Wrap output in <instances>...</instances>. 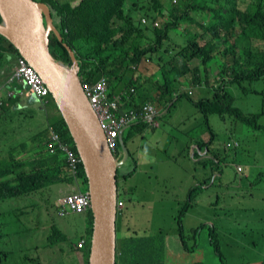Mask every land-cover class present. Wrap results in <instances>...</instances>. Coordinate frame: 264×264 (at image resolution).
Listing matches in <instances>:
<instances>
[{
	"label": "trees",
	"instance_id": "obj_1",
	"mask_svg": "<svg viewBox=\"0 0 264 264\" xmlns=\"http://www.w3.org/2000/svg\"><path fill=\"white\" fill-rule=\"evenodd\" d=\"M36 1L50 6L54 24L63 40L60 42L54 33L51 34V54L57 61L70 67V58L63 45L66 44L79 63L78 76L83 81L93 83L105 76L109 82L110 96L123 92L126 109L136 114L142 113L143 106L149 103L158 117L170 105L163 118L159 119L163 123L172 117L173 110L183 101L193 103V107L203 115L207 124L206 132H211V137L209 139L206 135L205 138L201 135L200 139L194 141L198 149L206 151V155L201 157L198 149H195L193 157L207 171L202 182L191 187L188 198L178 202L179 208L175 217L178 225L177 235L182 246L192 251L189 243L199 241L202 235L200 232L206 229V244L214 254V264H228V258L222 249V236L232 234L228 226V220L232 217L231 211H220L221 221L229 228V232H223L221 236L218 235L214 223H202L199 228L187 230L184 218L195 207L197 197L204 187L220 181L224 173L223 166L228 162L236 163L233 158L230 159L227 148L223 151L214 147V133L209 124V116L235 119L254 132L263 129L260 121L264 117V101L258 113H244L235 106V89L240 90L244 96L262 95V91L255 90L253 84L264 81V0H134L127 9V0ZM132 11L142 13L138 20L132 18ZM141 18H145L146 22L143 23ZM158 18H161L163 23L154 26L153 23ZM177 29L181 34L182 43L171 42L170 34ZM20 56L13 44L0 35V66L8 61L12 63L14 58ZM148 64H155L158 68L145 77L143 73L147 72L145 67H148ZM191 64L195 66L194 69L190 67ZM212 64L221 68V71L215 74V80L221 86L217 89L212 86V97L194 102L191 95L193 89L188 88L193 84L204 86L208 90L213 78L211 74L214 72V68L211 71L208 68ZM184 80L190 83L184 84ZM130 90H133V93ZM18 100L8 99L0 109V201L31 196L39 191L44 193L53 189L55 184L74 183L64 153L58 149L51 152L46 145L48 128L51 127L76 150L51 93L45 104L52 103L59 114L58 117L47 124L48 128L28 138L24 137L25 132L20 128L13 134H23V141L14 143L12 147L5 145L10 134L6 131L9 130L8 114L17 105ZM29 102L32 104L33 100ZM15 110L17 113H24L23 119H36L37 109ZM153 123H158V119ZM150 127L154 126L139 118L137 123L128 128L132 130V135L122 138L126 146L131 144V148L127 146V161H131L132 168L118 174V179L122 182L118 184L119 198L123 200L124 206L119 210L117 218L116 264H165V257L167 258L165 236L161 233L140 234L137 228L126 226L123 220L126 207L123 195H130L128 201L134 202L138 198L136 190L140 186L139 178L137 183L132 182L128 186L124 184L129 177L134 176L139 166V159L136 157L139 141L136 140L137 137L145 138ZM230 140L231 138L228 141ZM239 147L240 145L230 149L235 150V158ZM238 166L241 164L236 165L237 176L244 172V167L240 171ZM216 173L219 175H215ZM77 180L82 181L87 190L81 163ZM144 187L150 191L154 183L145 180ZM29 207L31 206L25 205L8 209V213L12 211L19 216L18 221H21V215L29 213ZM51 207L54 208L55 204L52 203ZM170 210L173 215V208ZM251 215L253 220L247 226V231L239 236L242 240L247 238L245 242L258 233L264 234V213H255L252 210ZM84 218L89 221V225L83 234L78 235V239L84 237L85 246L80 251L81 263L75 264L88 263L92 231L90 210ZM8 226L9 224H5L4 227V223H0V230ZM190 236L194 240L188 242ZM47 241L50 246H57L68 239L61 229L52 224ZM72 249L75 251L73 247ZM8 254L7 251H0V264L1 258H7ZM29 260L35 264H43L38 258L26 257V261ZM246 262L247 260H243L241 264H248Z\"/></svg>",
	"mask_w": 264,
	"mask_h": 264
},
{
	"label": "rangeland",
	"instance_id": "obj_2",
	"mask_svg": "<svg viewBox=\"0 0 264 264\" xmlns=\"http://www.w3.org/2000/svg\"><path fill=\"white\" fill-rule=\"evenodd\" d=\"M58 1L65 2V0ZM133 1L127 0L126 9L131 7ZM140 14H142L140 11L131 12L135 21L138 20ZM156 21L159 26L163 23L161 18ZM170 38L171 42L174 43H182L183 41L178 29L171 32ZM219 63L222 64L221 61ZM13 64H16L15 60ZM190 67L195 68L193 64ZM145 68L147 72L143 74L148 77L152 71H157L158 67L155 64H148V67ZM213 68L214 72L211 74L213 78L210 80L211 87L208 90L204 86H194L193 84L189 86L188 89H193L192 98L194 102L212 97V86L215 89L221 86L215 80V74L217 71H221V68L217 64H212L208 70L211 71ZM13 70H9V73H12ZM185 83H190V81L184 80ZM255 83L253 87L257 91H262L261 96H244L240 90L235 89V106L244 113H258L261 110L264 101V81ZM18 87L26 94L28 107L39 110L35 113V121H29V119H23L24 113H17L12 108L7 118L9 130H6L10 134L5 141V145L11 147L14 143L23 141V134L14 135L13 132L21 128L25 132L24 137L28 138L48 128L47 124L54 121L59 115L52 103L42 106L33 101L30 104L32 95L23 86ZM182 117L187 121H183ZM162 118L163 116L157 118L158 127H150L145 138L137 137L136 141L141 143L136 153L139 166L134 176L129 177L124 184L128 186L132 182L137 183L139 178L140 186L136 190V197L138 198L134 202H129L130 195H123L126 200L123 220L126 226L137 228L140 234L161 233L166 237L167 258L165 257V264H196L200 262L214 264V254L210 246L206 244L207 230L204 229L200 232L202 235L196 243L190 242V240H194L190 236L188 239L189 247L193 250L188 251L182 246L180 237L177 235L178 225L175 221L179 208L178 202L187 199L191 187L197 185L196 182L191 184V176L195 174L197 181L202 182L207 171L204 166L195 162L192 156L189 157V146L192 144V140L198 136L203 135L202 137H204L206 135L210 139L211 132L207 134V124L203 115L193 107L190 101H183L176 106L172 117L167 119L166 123L159 121ZM209 124L214 133V147L223 151L227 148V153L231 156L230 159L233 158L236 163H226L222 168L224 173L220 181L204 187L205 189L197 197L196 206L184 218V225L187 230L191 231L199 228L202 223H214L220 236L223 232H229L230 228L232 234L222 236V239L224 238L222 249L228 258V264H241L243 260H247L246 263L248 264H264V234L258 233L250 237L247 242L244 241L247 238L242 240L239 237L247 231V226L253 220L252 210L255 213H264V117L260 121L263 129L259 132L249 130L243 124L236 122L235 119L218 115L209 116ZM131 134L132 130L127 129L124 131L123 137ZM230 138H235L240 142L236 158L234 157L235 150H230L234 148L226 145ZM127 146L131 148L130 143ZM237 164L244 167L243 174H238V176L235 173ZM131 168V161L128 160L119 168V172L122 174L123 171ZM215 175L219 174L216 173ZM145 180H151L154 183L152 190L148 191L144 187ZM72 185L55 184L53 189L51 188L49 191L44 193L39 191L41 194L13 197L6 201H0V213H6L12 219L11 221H2L9 226L0 230V234L6 235L1 240L0 250L7 251L9 254L6 259L1 258V264H29L26 257L38 258L43 264L81 263L82 257L80 251L75 249V244L79 240L80 236L78 235H81L89 225V221L84 218L86 214H68L60 217L56 205L58 198L62 197L66 191H70ZM77 185L81 191H86L82 181L77 180ZM212 202L216 203L212 204ZM52 203L55 204L54 208L51 207ZM25 205L31 206L27 209L29 213L25 219L18 221L15 215L8 214V209L12 210ZM170 208L174 210L173 215ZM222 209H228L232 213V217L228 220L229 228L221 221L220 211ZM89 210L90 208L87 209L86 213ZM52 224L62 230L68 239L67 242L57 246L48 244L47 237ZM14 225L21 226V231L17 234L12 233V226ZM38 225H41V228L35 230Z\"/></svg>",
	"mask_w": 264,
	"mask_h": 264
},
{
	"label": "water",
	"instance_id": "obj_3",
	"mask_svg": "<svg viewBox=\"0 0 264 264\" xmlns=\"http://www.w3.org/2000/svg\"><path fill=\"white\" fill-rule=\"evenodd\" d=\"M0 35L19 51L21 57L44 80L64 119L81 159L90 196L92 231L87 264H116L118 218V170L127 161L117 159L108 146L98 119L81 89L79 63L66 47L71 66L57 61L50 52V36L63 42L47 3L36 0H0ZM32 100L41 104L34 96Z\"/></svg>",
	"mask_w": 264,
	"mask_h": 264
},
{
	"label": "built area",
	"instance_id": "obj_4",
	"mask_svg": "<svg viewBox=\"0 0 264 264\" xmlns=\"http://www.w3.org/2000/svg\"><path fill=\"white\" fill-rule=\"evenodd\" d=\"M79 81L88 104L98 119L100 129L106 136L108 146L117 159L122 157V153L119 148L121 146V138L124 131L137 123L139 118L144 117L152 124V126L157 127V124L153 123L154 119L157 117V113L151 104L146 103L142 108L143 112L140 114H136L132 111H126V107L124 105L125 94L122 92L111 97L109 82L105 76L100 77L99 80L93 83L83 81L80 77ZM10 82L13 83V85H21L26 88L32 96L40 101L41 105L47 103L50 90L41 76L25 58L21 56L17 58ZM130 92L133 93V90H130ZM25 95L26 94L23 91L19 94V96L22 97ZM47 137V148L51 152L58 149L64 153L70 175L76 181L78 167L81 163V159L77 151L73 149L69 142L64 140L60 133H57L51 127L48 128ZM226 145L227 147H238L240 142H238L235 138H231L230 141L226 142ZM238 170L241 171L242 167L238 166ZM123 206L124 202L119 198L118 194V213ZM89 208V193L87 191L83 192L79 189H75L72 192L63 194V196L59 198L58 215L60 217H64L68 214L85 215L87 209ZM84 246L85 238L83 237L75 244V249L81 251Z\"/></svg>",
	"mask_w": 264,
	"mask_h": 264
},
{
	"label": "crops",
	"instance_id": "obj_5",
	"mask_svg": "<svg viewBox=\"0 0 264 264\" xmlns=\"http://www.w3.org/2000/svg\"><path fill=\"white\" fill-rule=\"evenodd\" d=\"M144 20H145V22H146V19L145 18H143ZM154 26H157L158 24H157V21H155L154 23ZM14 60H15V58H14ZM13 60V61H14ZM13 61H12V63H9V61L8 62H6V63H4V64H2V66H0V109H1V107L2 106H4V104H5V102L6 101H8V99H11V98H17V99H19L18 100V102H17V105L16 106H14L13 107V110L14 111H16L15 109H17V110H19V111H24V110H27V109H30V108H32V107H28L29 105L26 103V99L27 98H25V96L24 97H22V96H19V94H21V92H22V90H20V88L18 87L19 85H13V83H11L10 81H11V77H12V73H13V71H12V73H9V70H13V69H15V65L13 64ZM16 61H17V59L15 60V63H16ZM191 93H193V90H191ZM12 94V95H11ZM36 103V102H35ZM38 104V103H37ZM193 104V103H192ZM39 105V104H38ZM170 106V105H169ZM168 106V107H169ZM194 106V105H193ZM168 107L166 108V109H164L163 110V112H161L160 114H159V118L160 117H162V116H164V114L166 113V111H167V109H168ZM37 110H39V109H37ZM126 111H128L127 109H126ZM129 112V111H128ZM158 117H156V118H158ZM155 118V119H156ZM155 119H154V121H155ZM182 119H183V121H187V119H185L184 117H182ZM143 121L144 122H148L147 121V119H145L144 117H143ZM157 124V126H158V123H156ZM183 124L185 125V122H183ZM132 135V134H131ZM203 136V135H202ZM133 138H136V137H133ZM204 138H205V136H204ZM143 139V138H142ZM198 139H200V136H198L196 139H194V140H192V144L189 146V149L190 150H188V154H189V157H191L192 156V159L195 161V162H197V159H195L194 157H193V154H194V151H195V149H198V147H197V145L195 144V140H198ZM137 146H138V149L140 148V146H141V143L139 142V143H137ZM185 151H187V148H185ZM198 152H199V154L201 155V157H203V156H205L206 155V151L205 150H203V151H201L200 149H198ZM242 166V165H241ZM242 168H243V166H242ZM202 172H204L203 170H202ZM199 177H200V175H199ZM193 182H196V184L198 185V184H200L201 183V181H197V177H196V175L195 174H193L192 176H191V184L193 183ZM75 183V184H74ZM74 183H73V185H74V187H73V185L71 186V190L70 191H66V193H64V194H67V193H69V192H72L73 190H77V189H79V186L77 185V180L75 181L74 180ZM206 187V186H205ZM205 189V188H204ZM80 190V189H79ZM81 191V190H80ZM87 191V190H86ZM83 192H85V191H83ZM63 195V194H62ZM58 203H59V198H58V202H57V206H58ZM196 206V205H195ZM193 209V208H192ZM191 209V210H192ZM189 213H190V211H189ZM8 214H13V215H15L17 218H19V216L18 215H16V214H14V213H8ZM27 214H22L21 215V219H25V216H26ZM5 220H7V221H11L12 219H11V217L9 216V215H6V213H0V223H2V221H5ZM204 224H206V223H204ZM4 227H5V223H4ZM4 227H2V228H4ZM20 227L21 226H19V225H14V226H12V233H15V234H17V233H19V231H21V229H20ZM41 228V225H38V226H36V228H35V230H38V229H40ZM83 234V233H82ZM2 234H0V236H1ZM6 237V235H4V236H2L1 238H0V243H1V240L2 239H4ZM1 251V250H0ZM11 252V251H10ZM5 258V257H4ZM6 259V258H5ZM28 263L29 264H35V262H33V261H31V260H29L28 261Z\"/></svg>",
	"mask_w": 264,
	"mask_h": 264
},
{
	"label": "flooded vegetation",
	"instance_id": "obj_6",
	"mask_svg": "<svg viewBox=\"0 0 264 264\" xmlns=\"http://www.w3.org/2000/svg\"><path fill=\"white\" fill-rule=\"evenodd\" d=\"M17 59V57L15 58V60ZM123 138V136H122ZM120 152L122 153V157L120 159H122L124 157V152L122 150V147L119 148ZM118 174H119V170H118ZM117 178H118V175H117ZM120 178V177H119ZM120 183V180L118 179V184Z\"/></svg>",
	"mask_w": 264,
	"mask_h": 264
},
{
	"label": "clouds",
	"instance_id": "obj_7",
	"mask_svg": "<svg viewBox=\"0 0 264 264\" xmlns=\"http://www.w3.org/2000/svg\"><path fill=\"white\" fill-rule=\"evenodd\" d=\"M141 21L143 22V23H145V20L143 19V18H141ZM193 93H191V95H192Z\"/></svg>",
	"mask_w": 264,
	"mask_h": 264
}]
</instances>
